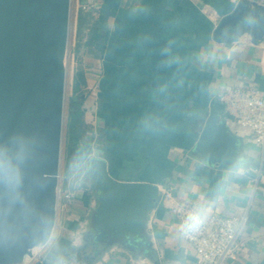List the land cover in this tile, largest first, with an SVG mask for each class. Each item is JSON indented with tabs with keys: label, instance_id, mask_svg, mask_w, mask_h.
<instances>
[{
	"label": "crops",
	"instance_id": "obj_1",
	"mask_svg": "<svg viewBox=\"0 0 264 264\" xmlns=\"http://www.w3.org/2000/svg\"><path fill=\"white\" fill-rule=\"evenodd\" d=\"M242 2L264 7V0H75L72 37L79 61L72 81L82 75L85 122L104 136L103 147L88 149L81 161L102 158L113 178L155 184L161 196L146 221L153 257L114 245L97 249L91 264H197L170 212L176 203L210 207L207 217L245 214L244 247L228 264H264V160L253 136L223 113L218 100L225 86L264 93V25L239 22L251 30L231 44L213 37ZM84 4L91 7L84 10ZM212 103L239 139L245 164L237 171L192 156ZM94 208L90 191L80 185L62 208V224L58 214L56 244L76 247ZM31 264L88 261H65L52 246Z\"/></svg>",
	"mask_w": 264,
	"mask_h": 264
},
{
	"label": "water",
	"instance_id": "obj_2",
	"mask_svg": "<svg viewBox=\"0 0 264 264\" xmlns=\"http://www.w3.org/2000/svg\"><path fill=\"white\" fill-rule=\"evenodd\" d=\"M70 13L71 0H0V264H31L56 232ZM250 20L263 26L264 7L242 2L222 18L215 42L236 41L251 30L239 22ZM192 156L228 171L245 164L214 103ZM85 163L81 187L95 208L83 240L153 257L146 221L158 186L115 179L102 158Z\"/></svg>",
	"mask_w": 264,
	"mask_h": 264
},
{
	"label": "built area",
	"instance_id": "obj_3",
	"mask_svg": "<svg viewBox=\"0 0 264 264\" xmlns=\"http://www.w3.org/2000/svg\"><path fill=\"white\" fill-rule=\"evenodd\" d=\"M91 5H83L88 9ZM218 100L223 113L236 125L247 130L264 160V93L225 86ZM165 199L171 195L165 193ZM195 210L174 204L170 212L177 219L182 238L194 249L197 264H228L235 260L244 247L241 234L246 215L232 217H207L198 230L189 232L185 223Z\"/></svg>",
	"mask_w": 264,
	"mask_h": 264
},
{
	"label": "rangeland",
	"instance_id": "obj_4",
	"mask_svg": "<svg viewBox=\"0 0 264 264\" xmlns=\"http://www.w3.org/2000/svg\"><path fill=\"white\" fill-rule=\"evenodd\" d=\"M74 2L75 0H71L69 45H68L67 67H66V86H65V101H64L63 142H62V151H61V167H60V174H59V196H58V207H57V218L59 214V219H60L59 221L61 222V224L64 218H66L64 216L66 215V212L62 210L63 206L64 205L69 206L70 204H72L74 200V196H75V191L80 189L81 183L83 182L87 183V181H85L86 180L85 178L86 163L82 162L80 164L79 161H77V159L76 161L74 160L70 163L68 160V154L66 152V147L64 143V132H65V122H66L67 112L70 107L71 98H74V95H73L74 84L72 81V74H73L74 67L76 66V63H78L79 61L77 59L75 47L73 45L74 41L72 37V22L74 21V18H75ZM80 93H82L81 99L84 100V97L86 96L85 91L81 89ZM90 157H93V156H89L88 158ZM78 160H79V157H78ZM90 195L92 197L91 192H90ZM58 210H61V212ZM87 226L88 225H86V227L84 228L82 235L77 237L78 240L77 241L74 240V242H77L76 248L80 249V253H81L80 257L79 256H78L79 258L77 257L79 260L89 259V257L91 258L94 252V248L92 246L89 245L87 247L86 244L88 243L87 242L88 240L87 241L83 240L84 234L87 231ZM55 236H56V232H55L52 242L49 244L47 248H45L42 252H40V254H45L48 248L52 246H57L56 242L59 241V238ZM101 248L102 246H100L98 249H101ZM74 260L75 259L72 257L70 261H74Z\"/></svg>",
	"mask_w": 264,
	"mask_h": 264
},
{
	"label": "trees",
	"instance_id": "obj_5",
	"mask_svg": "<svg viewBox=\"0 0 264 264\" xmlns=\"http://www.w3.org/2000/svg\"><path fill=\"white\" fill-rule=\"evenodd\" d=\"M73 95L74 98H71L70 107L67 112L66 122H65V132H64V143L66 147V152L68 154V160L71 163L72 161H79L81 164V158L83 154L90 148H100L104 145V136L102 132L98 130L94 132L91 125L87 124L84 119L83 111V100L81 99L82 93H80L83 85L84 79L81 74H78L74 81ZM222 112V109H220ZM79 157V160H78ZM92 241V244H91ZM87 247L90 245L94 250L98 249L100 245L93 242V240L88 239ZM61 250V255L65 261H70L72 257L75 260H79L80 249L76 247H71L66 244V242H59L56 246ZM83 250V249H82ZM100 250H97L92 257L89 259H84L88 261V264H91V261L98 257ZM79 256V257H78ZM78 257V258H77Z\"/></svg>",
	"mask_w": 264,
	"mask_h": 264
},
{
	"label": "clouds",
	"instance_id": "obj_6",
	"mask_svg": "<svg viewBox=\"0 0 264 264\" xmlns=\"http://www.w3.org/2000/svg\"><path fill=\"white\" fill-rule=\"evenodd\" d=\"M209 208H200L195 210L192 214L189 215L186 223L185 229L189 232L196 231L204 223L207 218L208 213L210 212Z\"/></svg>",
	"mask_w": 264,
	"mask_h": 264
},
{
	"label": "flooded vegetation",
	"instance_id": "obj_7",
	"mask_svg": "<svg viewBox=\"0 0 264 264\" xmlns=\"http://www.w3.org/2000/svg\"><path fill=\"white\" fill-rule=\"evenodd\" d=\"M89 239H91V238H89ZM92 240V239H91ZM91 244H92V241H91Z\"/></svg>",
	"mask_w": 264,
	"mask_h": 264
}]
</instances>
